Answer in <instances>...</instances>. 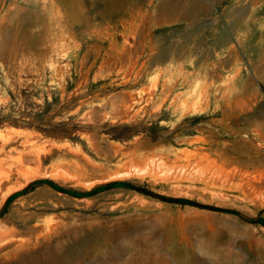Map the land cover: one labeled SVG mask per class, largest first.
<instances>
[{
  "label": "rangeland",
  "instance_id": "1",
  "mask_svg": "<svg viewBox=\"0 0 264 264\" xmlns=\"http://www.w3.org/2000/svg\"><path fill=\"white\" fill-rule=\"evenodd\" d=\"M80 3L44 44L0 6L1 264H264V0Z\"/></svg>",
  "mask_w": 264,
  "mask_h": 264
},
{
  "label": "bare ground",
  "instance_id": "2",
  "mask_svg": "<svg viewBox=\"0 0 264 264\" xmlns=\"http://www.w3.org/2000/svg\"><path fill=\"white\" fill-rule=\"evenodd\" d=\"M98 1H100V0H98ZM0 6H1V8L6 7L5 8L4 17L7 18V20H10V21H12V20L13 21H17L19 23L20 28L22 29L23 32L27 31L28 29L30 30L31 26H38L39 29H37L36 27L35 28L37 30H40V32H41V34L43 36V42H40V43L44 44L46 42L53 43L54 40L56 41L59 38L62 39V37H69L71 35V33L73 31V28L75 26L74 24H75V20L77 19V16H78L79 9L81 8V3H80V0H0ZM121 6L122 5L120 4V5L116 6L115 9L113 8L111 10V13L109 14V16L113 17V16L117 15L118 12H120ZM80 21H82V20H80ZM13 26H14V24H13ZM9 28L10 27H8V29ZM17 31H18V29H16L15 32H17ZM9 32H11V31H9ZM5 35H6V33H5ZM122 35L124 36L123 37L124 38V42H123L122 46L119 48V51H120L121 54L123 53L125 56H127L128 53H129L128 52L129 50H127V49L129 47L126 48L127 47L126 44H128V40H129L128 37L129 36H128L127 33H125V34L122 33ZM10 41H11V39H10ZM20 42H19V45L21 44ZM12 43H14V42H12ZM28 45L30 46V44H28ZM28 45H26V46H28ZM119 46L120 45L116 44V47H119ZM119 51H117V53ZM154 57H155V54L151 55L149 57V61L153 60ZM127 58H128V56H127ZM127 58H126V60H127ZM138 70H140V69H138ZM136 76L138 78V75H136ZM185 81H187V80L184 79L183 82H185ZM172 86H173L172 84H169V85H167L166 83L162 84L163 98H167L168 97V94H169L170 90L172 89ZM150 99L149 98L146 99V103H148L150 101ZM128 101H129V105L128 106L130 107V106H132L133 103H135L137 101V99H136V97H135V99H134V97H131L130 100H128ZM20 133H28L27 135H29V132L25 131L24 129H18V128L11 127L9 129H6L4 132H0V138H1V140H3L2 142H4V141H7L12 135L20 134ZM8 157H10V156L8 155ZM8 159H7V157H4V156L0 155V166L4 162H6V160H8ZM19 161H20L19 162V166L15 168V171L14 170L13 171L15 173L21 175V177H22L21 179L22 180L16 181L14 184L7 186L4 189V191H3V196L4 197H6L7 194L15 191L16 189H19L20 187H22L27 182V180L29 179V175H28L29 173L27 171H23V169H22V166H23L22 163L23 162L20 159H19ZM9 172L7 174H5V177H4L5 178L4 181H6L7 183L12 179L11 173H13V172H10V173ZM2 184H3V182L2 183L0 182V189H1ZM2 235L3 234H0V236H2ZM29 244H30V242H27L25 240L23 241V240H20V239L17 240V241L15 240L13 242L12 241H8V242L0 243V264L5 262V261H7V260H9V258H11L13 255H16L17 253H19L20 250L26 248Z\"/></svg>",
  "mask_w": 264,
  "mask_h": 264
},
{
  "label": "trees",
  "instance_id": "3",
  "mask_svg": "<svg viewBox=\"0 0 264 264\" xmlns=\"http://www.w3.org/2000/svg\"><path fill=\"white\" fill-rule=\"evenodd\" d=\"M112 184H123V185H129V183L128 182H120V183H118V182H114V183H112ZM111 184H107V185H105L106 187H108V186H110Z\"/></svg>",
  "mask_w": 264,
  "mask_h": 264
}]
</instances>
